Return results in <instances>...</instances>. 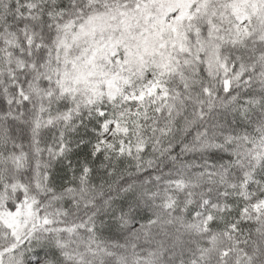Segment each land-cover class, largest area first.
Listing matches in <instances>:
<instances>
[{
  "label": "snow or ice",
  "instance_id": "obj_1",
  "mask_svg": "<svg viewBox=\"0 0 264 264\" xmlns=\"http://www.w3.org/2000/svg\"><path fill=\"white\" fill-rule=\"evenodd\" d=\"M0 264H264V0H0Z\"/></svg>",
  "mask_w": 264,
  "mask_h": 264
}]
</instances>
